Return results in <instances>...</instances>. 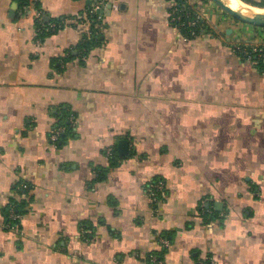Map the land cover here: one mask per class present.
Returning a JSON list of instances; mask_svg holds the SVG:
<instances>
[{
	"label": "crops",
	"instance_id": "1",
	"mask_svg": "<svg viewBox=\"0 0 264 264\" xmlns=\"http://www.w3.org/2000/svg\"><path fill=\"white\" fill-rule=\"evenodd\" d=\"M88 1L0 0V264H264V73L234 50L264 28L187 0L207 26L186 39L173 2L109 0L81 57Z\"/></svg>",
	"mask_w": 264,
	"mask_h": 264
},
{
	"label": "trees",
	"instance_id": "2",
	"mask_svg": "<svg viewBox=\"0 0 264 264\" xmlns=\"http://www.w3.org/2000/svg\"><path fill=\"white\" fill-rule=\"evenodd\" d=\"M18 1L21 4V8L30 4V0H18ZM169 1L174 3L173 9L179 10L178 14H181L183 17V19L181 20L182 22L187 23L188 20H190L191 18H194V13H195L193 11L194 7L190 4H188L186 0H169ZM242 1H244L247 4H250L252 6H255V7L264 8V0H242ZM92 6L93 5H89L87 7V13H86L87 18L92 21V25L90 27L91 34L89 36L88 35L84 36L83 41L80 44L79 50H81V57H86L93 48L99 46L102 42V35L100 32L102 22L99 20V18L102 17V14L99 12H96V11L93 12ZM35 7H37V9L40 10L38 2L36 3ZM188 14L190 15L189 18L187 17ZM50 23H56L57 30L59 29V27H61V21H52V22L46 23L44 19H41L37 24L39 26V28H41V30L39 31L41 38H44L45 36L48 35V33L53 31V30H48V26ZM179 23H181V22H179ZM176 25H177V23H176ZM180 30L186 39H193L197 35L202 34V32L205 30V28L202 27L200 24H198L196 27H190L187 23L184 26H180ZM239 54L244 59H246L248 55L255 56V54H253V52H252V48H250V47H242V52H239ZM257 66L264 73V54L259 59V64ZM71 116H72V113L66 112V111H64L62 114H60L58 116L59 123L57 124V126L55 128H59V127L65 128V131L60 135L59 140L57 142V144L59 146H61L62 142L66 139L67 135L73 130L72 123L70 122ZM117 156H118L117 151L115 148H113L112 154L110 157L112 158V160L114 158L116 160ZM21 209H22V204L17 203V202H13V204L7 206L4 209V216H5L6 222H10L12 224H18L19 220L11 221L9 219V213L11 210H13V212L15 214L21 215L22 214Z\"/></svg>",
	"mask_w": 264,
	"mask_h": 264
},
{
	"label": "built area",
	"instance_id": "3",
	"mask_svg": "<svg viewBox=\"0 0 264 264\" xmlns=\"http://www.w3.org/2000/svg\"><path fill=\"white\" fill-rule=\"evenodd\" d=\"M108 3H109V0H97L92 6V11L93 12H95V11L96 12H100L102 10H105L107 5H108ZM28 8H30L29 5L25 6L23 11L24 12L27 11ZM193 11L195 12L194 13V18H191L190 20L187 21L188 25L190 27H196L198 24H200L202 27L206 28L207 25H206V22H205V20H204V18L202 16V14L200 12H198L196 8H194ZM178 13H179L178 9H173L172 18H171L172 22L175 25L177 23V25H176L177 28L187 24V23L181 21L183 19V17H182L181 14H178ZM187 17L189 18L190 15L188 14ZM101 18H99V20H101ZM71 22H74V23H77V24H89V25L91 24L92 25V21L89 20L86 16H84L81 19H72ZM179 22H181V23H179ZM48 30H53V31L57 30L56 23H50L49 26H48ZM90 34H91V31L88 32V36ZM242 47L240 48V47H238V45L235 46L234 47L235 52H237V53L242 52ZM252 52H253V54H255V56L248 55L246 59L251 61L253 64L258 65L259 64V59L264 54V50L262 48H260L259 50H257V48H254V49L252 48ZM74 118L75 117L72 115L71 118H70V122H73ZM64 131H65V128L59 127V128H55L54 131L52 132L51 140H52V142L54 143L55 146H58L57 142L59 140L60 135ZM108 153H109V155H111L112 154V150L110 149L108 151ZM161 190H162V184L161 183L150 184V186H149V197L151 198V201H152L153 204L158 202ZM20 218H21V215L15 214L13 212V210L10 211L9 219L11 221L20 220ZM5 225L9 229H13V230H15L18 227V224H12L10 222H7ZM159 243H160V245H161V247L163 249H167L170 246V242H169V240L166 237L165 238L164 237H160ZM149 262L151 264H160L161 263V261L159 260L158 256H156V255H151L149 257ZM202 264H215V263L213 262V260L208 259V260H206V262H203Z\"/></svg>",
	"mask_w": 264,
	"mask_h": 264
},
{
	"label": "water",
	"instance_id": "4",
	"mask_svg": "<svg viewBox=\"0 0 264 264\" xmlns=\"http://www.w3.org/2000/svg\"><path fill=\"white\" fill-rule=\"evenodd\" d=\"M97 0H89L88 4L91 5L93 2ZM218 8L225 11L230 17L234 20L241 22L243 24L251 25L254 27L264 28V18L261 17H253L247 14H243L237 10L231 8L225 1L223 0H211ZM100 13H104L102 10ZM119 155L122 157L129 155V142L126 140H122L119 142Z\"/></svg>",
	"mask_w": 264,
	"mask_h": 264
},
{
	"label": "bare ground",
	"instance_id": "5",
	"mask_svg": "<svg viewBox=\"0 0 264 264\" xmlns=\"http://www.w3.org/2000/svg\"><path fill=\"white\" fill-rule=\"evenodd\" d=\"M223 1H225L234 10H237L243 14H247L253 17L264 18V8L252 6L242 0H223Z\"/></svg>",
	"mask_w": 264,
	"mask_h": 264
},
{
	"label": "rangeland",
	"instance_id": "6",
	"mask_svg": "<svg viewBox=\"0 0 264 264\" xmlns=\"http://www.w3.org/2000/svg\"><path fill=\"white\" fill-rule=\"evenodd\" d=\"M209 2H212V1L209 0ZM212 4H213V3H212ZM215 6H216V5H215ZM216 7H217V6H216ZM217 8H218V7H217ZM218 9L221 10L220 8H218ZM221 11H222V12H225V11H223V10H221ZM225 14L228 15L226 12H225ZM231 18H232V17H231ZM179 29H180V27H179ZM242 46H243V45H238V47H240V48H241ZM251 48H253V49H254V48H257V50L260 49V47H251Z\"/></svg>",
	"mask_w": 264,
	"mask_h": 264
}]
</instances>
